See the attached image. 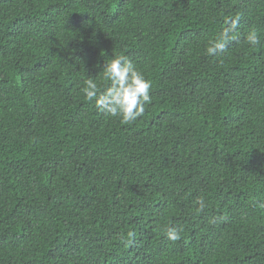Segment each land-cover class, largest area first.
<instances>
[{
    "label": "trees",
    "instance_id": "1",
    "mask_svg": "<svg viewBox=\"0 0 264 264\" xmlns=\"http://www.w3.org/2000/svg\"><path fill=\"white\" fill-rule=\"evenodd\" d=\"M117 55L130 124L81 91ZM0 264H264V0H0Z\"/></svg>",
    "mask_w": 264,
    "mask_h": 264
},
{
    "label": "clouds",
    "instance_id": "2",
    "mask_svg": "<svg viewBox=\"0 0 264 264\" xmlns=\"http://www.w3.org/2000/svg\"><path fill=\"white\" fill-rule=\"evenodd\" d=\"M239 23V16L226 18L220 33L209 41L206 53L209 56L224 53L229 44L236 39ZM246 41L253 47L260 44V38L255 30L247 34ZM102 76L108 85L102 91L95 79H86L81 90L85 100L94 102L100 113L119 118L122 124L133 123L144 116L146 106L152 102V83L127 56L117 55L106 60ZM195 203L197 212H203L207 207L203 198H198ZM180 231L182 230L169 228L167 238L172 242L180 240Z\"/></svg>",
    "mask_w": 264,
    "mask_h": 264
}]
</instances>
